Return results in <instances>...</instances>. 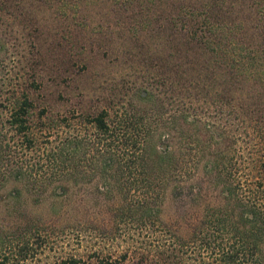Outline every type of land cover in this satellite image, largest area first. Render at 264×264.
I'll return each instance as SVG.
<instances>
[{
  "label": "trees",
  "instance_id": "trees-1",
  "mask_svg": "<svg viewBox=\"0 0 264 264\" xmlns=\"http://www.w3.org/2000/svg\"><path fill=\"white\" fill-rule=\"evenodd\" d=\"M13 1L22 0H0V10ZM154 1L165 10L141 21H155L153 37L171 48L151 83L164 97L135 91L130 107L58 118L41 139L29 98H12L13 134H0V264L54 232L75 234L103 264H264V106L223 88L246 82L264 95V0ZM181 50L212 58H169ZM212 64L219 81L206 72ZM219 84L228 108L215 124L196 103ZM45 199L50 215L34 213ZM108 245L121 250L112 257Z\"/></svg>",
  "mask_w": 264,
  "mask_h": 264
},
{
  "label": "rangeland",
  "instance_id": "rangeland-1",
  "mask_svg": "<svg viewBox=\"0 0 264 264\" xmlns=\"http://www.w3.org/2000/svg\"><path fill=\"white\" fill-rule=\"evenodd\" d=\"M18 2L13 1L9 7L0 10V134L4 138L13 134L7 125L11 100L21 94L31 101L30 122L39 139L45 134L44 128L57 123L58 118L71 120L102 107L109 110L130 107L127 102L135 91L152 89L164 97L151 83L160 77L159 58L171 48H162L159 40L153 37L155 21H141L143 17L153 19L160 9L165 10L160 2L153 0L148 8L142 0H136L128 7L122 0ZM194 55L195 50H181L169 58H212L208 54ZM166 63L170 64L169 61ZM201 67L195 66L196 70ZM209 71L212 73L209 75L219 81L221 76L213 64L206 69ZM206 72L202 70L201 75ZM220 86L212 88L211 98L207 96L209 103H196L198 114L215 124L224 122L228 108L216 98ZM226 86L235 87L233 93L243 94L245 105L251 102L246 99L247 104L244 100L250 91L251 100L255 102L249 106H257L259 101L264 106V95L259 96L260 92L255 95L256 86L251 87L246 82L226 83L223 88ZM257 98L260 99L256 101ZM110 99L116 102L110 103ZM171 105L167 110H171ZM255 111L258 114L262 110ZM32 209L34 213L50 215L47 199ZM171 212V203L167 199L162 218L170 216ZM65 216L62 215L59 221L63 222ZM30 241L26 254L19 255L17 249L6 252L8 260L5 264H58L69 255L79 256L75 264L104 262L100 257L95 261L96 256L89 249L79 247L73 233L41 234L38 240ZM106 248L102 251H110L112 257L121 250L119 245Z\"/></svg>",
  "mask_w": 264,
  "mask_h": 264
}]
</instances>
